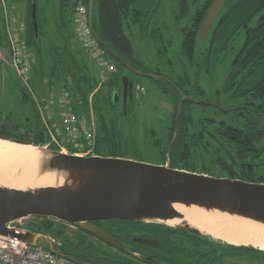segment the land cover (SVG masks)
Here are the masks:
<instances>
[{"label":"trees","instance_id":"1","mask_svg":"<svg viewBox=\"0 0 264 264\" xmlns=\"http://www.w3.org/2000/svg\"><path fill=\"white\" fill-rule=\"evenodd\" d=\"M41 1L38 5L36 0L37 33L32 18V0L27 1L24 35L28 46L37 45L40 47L41 34L46 36L50 54L48 68H50L51 74L55 69L61 71V74L54 80L52 79L54 74L49 76L52 80L46 83L48 91L62 80L60 86L70 91L73 108L78 114L84 115L88 109L89 94L98 79L92 72V61L94 63L96 61L89 57L82 45L78 46L81 49L72 46V39L75 36H73L72 28L73 12L78 0H54L58 9L54 15L57 17L54 19L56 20L57 36L55 41L49 39L46 30H43L44 27L42 29V25L48 23L49 16L46 13L43 16L40 14V5L43 4ZM47 1L45 0L46 3ZM160 1H93V30L105 44L119 55L115 58L105 50L108 61L115 66L108 84L121 82V73L133 71L126 65V62L141 69L143 75L152 77L148 73L149 71L141 68L134 61L135 50L129 34L123 29V20L129 16L131 11L137 21L147 19L156 11ZM189 1L195 0H176L180 14L187 11ZM211 1L200 0L190 21L181 27L182 52L191 61V66L196 67V71L193 72L194 79H189V72L187 74L186 70L184 75L181 74L177 79L172 76H162L159 70H154V73L160 75L153 79L156 86L171 97L174 102V111L166 126L165 139L155 136L154 131H151V143L156 154L146 156L138 148L137 138L123 131L119 122L122 116L119 112L104 108V104L107 102L115 106V103L112 102L114 96L109 87L106 101L100 102V95L98 99L94 100L96 112L94 153L132 157L155 163L168 161L172 167L250 181H264V172L261 170L264 168V0H227L207 40L199 43L198 30ZM0 2L1 5L4 4L3 8L7 9V1L0 0ZM84 2L88 5L89 0H84ZM52 9L54 11V8ZM2 35L7 44L4 25ZM101 45L105 49L102 42ZM223 64L226 65L225 69H223ZM220 66H222V70H220L222 76L217 75L214 77L215 81L213 79L214 83L209 82V85L213 87L212 90L216 89L215 98H211L210 102H207L204 89L200 85V73L220 69ZM41 75L45 76L43 69ZM220 77L221 81H219ZM218 83L221 86L216 88ZM134 84H137L135 80ZM190 87H192V91L189 90ZM192 94L199 95L198 98L203 99L197 101L201 111L212 109L213 113L220 116L219 122L210 120L211 117L207 116L201 119L202 121L196 119L193 107L196 101L182 99V96ZM31 100L36 105L35 100ZM235 105L237 107L232 111L233 109L230 107ZM24 119L26 124L34 123L32 127L30 125V132L25 137L11 130L19 127L12 118L0 115V135L23 137L35 143L46 144L49 135L42 123L37 105L33 122L30 116L26 115ZM208 121H212L213 126H209ZM209 127L212 130L208 131ZM213 142L219 146L215 147ZM48 146L58 149L52 143ZM210 146H214L216 151L221 149L220 151L223 152V154L216 152V159H214L223 174L214 173L212 165L207 166L204 162L201 164L202 167L200 166L201 169H198L199 166L195 162L197 149L203 148L208 151ZM228 148H231L232 151ZM70 151L72 152L73 149L71 148ZM255 158L257 165L251 162ZM55 219L49 216H30L25 219L23 224L33 231L48 233L52 236L62 235L61 226L56 224L64 225L66 222ZM93 222L123 241L135 243L142 248L140 256L133 253L132 245H129L128 250L114 253L113 256H103L95 251L94 257L102 262L101 264H147L152 261L146 257L151 252L161 257L159 260H155L159 264H168V262L208 264L211 259L213 260L212 264H233L232 261H227L230 256H239L248 262H255L254 264H262L261 262L264 260L262 257L264 250L262 249L252 246H236L187 227L122 218L95 219ZM78 228L81 232L86 231L81 227ZM83 236L80 237L82 241ZM136 236L153 237L157 239V242L153 245H145L133 241L132 238L136 239ZM61 238L68 239L67 236ZM80 240L79 242L82 243ZM66 248L60 246V250L63 252H68ZM257 258L259 263H257Z\"/></svg>","mask_w":264,"mask_h":264},{"label":"water","instance_id":"2","mask_svg":"<svg viewBox=\"0 0 264 264\" xmlns=\"http://www.w3.org/2000/svg\"><path fill=\"white\" fill-rule=\"evenodd\" d=\"M93 1L88 2L91 23ZM226 2L227 0L211 1L200 23L199 43L207 40ZM36 11V0H32V18L37 33ZM96 36L109 54L115 58L119 56L97 34ZM126 65L136 73H143L129 62ZM149 74L154 78L160 77L154 72ZM121 81L125 85L123 101L127 97L133 101L136 95L134 79L128 73H121ZM114 97L118 99L117 94ZM191 98L192 95L182 99ZM0 139L38 145L45 154L42 170H57L63 176L61 184L32 188L0 184V233L18 236L32 245L45 247L53 252L65 254L60 250V244L47 234L23 230L11 223L23 217L49 216L88 230L117 247L126 248L124 242L93 220L122 218L166 223L169 218L183 217V213L175 207V203H181L207 209L217 208L264 222V181L172 167L168 161L155 163L132 157L75 154L6 135H0ZM166 224L187 227L218 238L188 224ZM136 238L149 244L157 241L153 237ZM226 242L264 250L252 244Z\"/></svg>","mask_w":264,"mask_h":264},{"label":"rangeland","instance_id":"3","mask_svg":"<svg viewBox=\"0 0 264 264\" xmlns=\"http://www.w3.org/2000/svg\"><path fill=\"white\" fill-rule=\"evenodd\" d=\"M6 1L8 4V13H10V9L11 13H14L12 15L13 17H15L17 20L25 21L28 0H12V6H15V10H12L10 6L11 0ZM37 1L39 5L41 0ZM41 2L44 6L40 5V14L43 16V14L46 13L49 16L48 23L42 25V29L44 27L43 30H46L49 39L55 41L57 39V36L55 24L56 20L54 19H57V17H54V15L58 9L54 0H48L47 3L45 2V0H42ZM199 3L200 0L189 1L187 11L184 14H180L179 5L176 4V0H161L156 11L143 21H137L134 17V13L131 11L129 13V16H127L123 20V29L126 33L129 34L131 38L132 45L135 50L134 61H136L137 65L149 71L148 73H152L154 72V70H159L161 73L160 75L166 77L172 76L174 77V79L179 78L181 74L184 75V71L186 70L187 74L189 72V79H194L193 72L194 70L196 71V67L194 68L193 66H191V61L187 57H185L182 52L181 27L185 26L190 21ZM3 5H1L0 2V38L2 39L4 38L2 32L5 14ZM52 8H54V11ZM74 25L75 23L73 19V31L75 29ZM73 36L74 38L72 39V46L74 48L81 49L80 47H78L81 46V44L75 34V31L73 33ZM40 37V47L37 45H29V48L34 51V63H32V68L33 66L34 68L30 83L31 88L24 85V83H22L16 76V73L9 62L10 57L7 55L8 52L6 47L3 44H1L0 46L3 52V58L0 59V115L9 116L10 118H12L14 123L19 126V130L28 133L30 132L28 131L30 130V125L32 127L34 123H30V125L26 124V120L24 118L26 115L30 116L33 122L34 114L36 112V105L31 99H34V96L36 95L38 98H40V96H43L39 95L41 92L38 91L40 90L39 87L41 86L37 84L38 78L36 77L40 76L41 70L43 69L45 71V76H42L41 78L42 81L47 83L52 79L54 80L56 76L61 74V71L59 69H55L53 73L55 76H53L52 79L49 78V76L53 74H51V70L50 68H48V63L50 60L48 41L45 35L41 34ZM84 54L86 55L85 52ZM95 63L92 61V72L96 75V79L98 80L89 94L88 109L84 113L85 116H87L91 121L94 120V122H96L94 100L95 98L98 99L100 95L99 101H106L108 95V80L111 76V74L108 75L109 72H106L109 71L108 69L101 68L97 63ZM222 66H220V69L212 68L213 70L208 73H200V85L204 89L205 95L207 97V102H210L209 100H211V98H215L216 89L215 91L214 89L212 90L213 87L209 85V82L214 83V77H217V75L222 76V72H220V70H222ZM99 67L101 68L100 73L103 74L104 77L100 75ZM225 67L226 65H224L223 69H225ZM129 71H126V73H128L140 86L138 93L133 99L132 105L129 106L127 110V108H125L121 102H118L117 104H115V106L107 102L104 104V108H107L110 111L119 112L120 116H122L119 122L123 131L127 134L134 135L137 138L138 148L146 156H152L156 154V152L151 143V131H154L155 136L165 139L166 126L170 122V118L174 111V102L171 97L165 94V92L159 90V88L155 84V81L153 80L154 77L152 78L148 75H143L142 73L139 74L133 71ZM33 75L35 76V78H33ZM221 79L222 78L220 77L219 81H221ZM61 82L62 80L59 81L56 86L52 87L54 88L55 93L60 94L61 92H63V89L67 90L64 87L61 88ZM219 85L220 84L218 83L216 88H218ZM141 87H143L144 90H142ZM189 90L192 91V87H190ZM183 97L185 96H182V98ZM198 97L199 95L197 96L195 94H192L193 101H196L194 102L193 106L195 109L196 119L198 121H202L201 119L207 116L211 117L210 120L219 122L220 116L213 113L212 109H209L205 112L201 111V107L197 104V101L200 100V98ZM70 100L72 103L73 99L71 95ZM79 109L81 111V108ZM207 124H210L209 126H213L212 121H208ZM11 130L14 131V129ZM207 130H212V128L209 127L207 128ZM30 136H32V133H30ZM217 146H219V144L215 143V147ZM208 149V151L203 150V148L197 149L198 152L195 156L196 164L200 167L204 162L207 166L212 165L211 168L214 173L223 174L221 168L218 167V163L214 161V159H216L215 153L218 152L220 154H223V152L220 151L221 149L219 151H216L214 146H210ZM228 149L232 151L231 148ZM199 167L198 169H201L202 166L200 168ZM261 170L262 172H264V168H261ZM22 222H25V220L23 219ZM56 225L61 226L60 228L63 232L62 235L55 236L59 237V239H61L62 236H67L72 240H77V238H80L82 235V232L79 230L78 226L74 224L67 223L64 225H60L59 223H57ZM87 238L109 252L114 253L115 251H117L116 249L111 248L110 246L105 244L106 242H101L92 235H87ZM216 239L219 240L220 238ZM262 257H264V255H262ZM243 259L244 258L242 257L239 258V256H230L229 258H227V261H232V263L234 264L237 260L242 261Z\"/></svg>","mask_w":264,"mask_h":264},{"label":"built area","instance_id":"4","mask_svg":"<svg viewBox=\"0 0 264 264\" xmlns=\"http://www.w3.org/2000/svg\"><path fill=\"white\" fill-rule=\"evenodd\" d=\"M4 14V31L7 39L8 56L16 76L24 85L31 88L33 53L25 38V21L17 20L8 13ZM74 31L89 57L96 61L101 68L115 70L106 55L105 49L98 40L91 23L89 8L84 0H78L73 12ZM3 52L0 48V59ZM102 77L103 74H102ZM140 89V86H139ZM144 90L143 87H141ZM40 118L49 135L48 142L64 152L75 154H92L96 144V122L87 116L78 114L70 100L67 90L55 93L50 89L40 98L34 96ZM55 116V118H54ZM19 218L11 223L14 227L30 230ZM31 231V230H30ZM49 236V235H48ZM51 237V236H50ZM56 242H58L54 237ZM0 264H86L70 259L66 254L53 252L45 247L28 243L18 236L0 233Z\"/></svg>","mask_w":264,"mask_h":264},{"label":"bare ground","instance_id":"5","mask_svg":"<svg viewBox=\"0 0 264 264\" xmlns=\"http://www.w3.org/2000/svg\"><path fill=\"white\" fill-rule=\"evenodd\" d=\"M45 154L38 145L0 139V184L32 188L63 183L57 170L43 171ZM183 217L169 218L170 224L184 223L202 232L236 244L264 248V222L217 208L175 203Z\"/></svg>","mask_w":264,"mask_h":264},{"label":"flooded vegetation","instance_id":"6","mask_svg":"<svg viewBox=\"0 0 264 264\" xmlns=\"http://www.w3.org/2000/svg\"><path fill=\"white\" fill-rule=\"evenodd\" d=\"M128 84V82H126V85ZM109 86V89L112 91V95L113 96H116V94L118 95V99H116L115 97H113L112 98V102H115V104H117L118 102H121L123 105H124V107L125 108H129V106H131L132 105V102L133 101H130L129 100V97H127L126 99H125V101H123V91H124V86H123V84H122V81L121 82H118V83H115V84H108ZM127 87H128V85H127ZM136 88V87H135ZM127 93H128V91H127ZM138 93V89L136 88L135 89V94H137ZM184 96H187V95H184ZM188 96H190V95H188ZM192 99V98H191ZM201 100H203L202 98H200ZM237 106L235 105V106H231L230 108H232L233 110L232 111H234V109L236 108ZM232 111H231V113H232ZM229 114H230V112H228ZM19 128V127H18ZM18 128H16L15 130H14V132H16V133H18L19 135H21V136H23V137H25V136H27V134H28V132H22V130H19ZM29 131V130H28ZM21 138V139H24V138ZM251 162L255 165H257V159L255 158L254 159V161H252L251 160ZM256 168H257V166H255ZM56 221H57V219H55ZM67 224V223H66ZM102 227V226H101ZM31 231H33V230H31ZM35 232H37V231H35ZM46 234H48V233H46ZM48 235H50V236H52L51 234H48ZM82 235H84L82 238H83V241L82 240H80V238H77V240H72V239H70V238H68V239H59V237H55V236H52V237H54L57 241H58V243L60 244V246L62 245V246H65V247H67L66 249H67V251L68 252H66V251H64V253L70 258V259H72V260H74V261H78V262H83V263H86V264H101L100 262H99V260L96 258V257H94V253H95V251H97V252H99V253H101V254H103V256H107V255H111V256H113V254L114 253H121L122 251H125V250H128L129 248V245H132L133 247H132V249L131 250H133V253L136 255V256H140V250L142 249L141 247H140V245H137V244H135V243H131V242H126V241H123L122 239H120V238H118L117 236H115L114 234H112V235H114L116 238H118L119 240H121L122 242H124V244L126 245V248H120V247H117V246H115V245H113V244H111V243H109V242H107V241H105L104 239H102V238H100L99 236H97V235H95L94 233H92V232H90V231H88V230H86V231H82ZM87 235H92L93 237H95V238H97L98 240H100L101 242H106L105 244H107L108 246H110L111 248H114V249H116L117 251H115L114 253L113 252H109V251H107V250H105V249H103V248H101L100 246H98L95 242H93V241H91V240H89L88 238H87ZM137 237V236H136ZM133 239V241H136V242H140V243H142V244H145V245H153V244H155V243H153V244H149V243H146V242H143V241H140V240H138L137 238L136 239H134V238H132ZM79 240L80 241H82V243L81 242H79ZM113 246V247H112ZM147 257V259H149V260H152L150 263H147V264H159V263H157L155 260H159L161 257L158 255V254H156V253H152L151 252V254L150 255H147L146 256ZM241 258V257H240ZM211 262H213V260L211 259L210 260ZM244 262V261H243ZM243 262L242 261H240V260H237L235 263L236 264H243ZM169 263H173V264H178V263H176V262H168V264Z\"/></svg>","mask_w":264,"mask_h":264},{"label":"crops","instance_id":"7","mask_svg":"<svg viewBox=\"0 0 264 264\" xmlns=\"http://www.w3.org/2000/svg\"><path fill=\"white\" fill-rule=\"evenodd\" d=\"M11 8H12V10L14 9L15 10V6H12V4H11ZM8 9H9V7H8ZM9 11H10V15H13L14 13H11V10L9 9ZM3 25H4V23H3ZM1 44H3L5 47H6V49H7V52H8V48H7V44H6V40H5V38L4 39H2V38H0V46H1ZM32 51V50H31ZM34 51H32V53H33ZM34 54V53H33ZM7 55H8V53H7ZM33 63H34V61H33ZM3 65V64H2ZM33 68H34V66H33ZM33 68H32V73H33ZM100 68V67H99ZM100 70V71H99ZM98 71H99V73L101 72V68L99 69ZM106 72H109L108 73V75H112V73L114 72V71H106ZM100 75H102L101 73H100ZM98 76H99V74H98ZM42 75L40 74V76H37L36 78H38L37 79V84L38 85H40L41 87H39L40 88V90L38 91V92H41L39 95H45L46 94V92L48 91V87H47V85H46V82H44V81H42ZM33 78H35V76L33 75ZM97 78V77H96ZM244 261V262H243ZM242 262H243V264H254V263H251V262H248L246 259H243L242 260ZM257 263H259V259L257 258ZM262 264H264V260H262V262H261Z\"/></svg>","mask_w":264,"mask_h":264}]
</instances>
